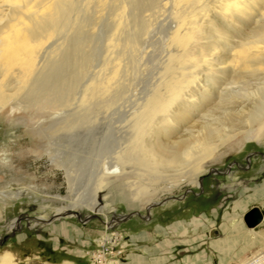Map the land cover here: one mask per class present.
Here are the masks:
<instances>
[{"label":"bare ground","instance_id":"6f19581e","mask_svg":"<svg viewBox=\"0 0 264 264\" xmlns=\"http://www.w3.org/2000/svg\"><path fill=\"white\" fill-rule=\"evenodd\" d=\"M82 1L85 6L95 4L96 18L104 11L109 14L104 34L112 48L133 18L135 45L141 35L144 41L156 36L158 25L163 26L164 42L155 80L136 106L112 107V101L106 103L103 116L89 113L86 120L83 116L80 121L59 120L65 123L63 129L71 130L64 144H55L52 161L65 170L69 182L74 176L80 178L73 196L92 194L95 182L105 177L108 191L117 185L122 195L125 186L136 184L131 195L146 197L149 205L158 191L166 194L200 184L209 170L207 161L226 147L264 138V0ZM79 3L0 0V113L35 106L53 109L69 102V91L78 80L58 73L61 66H81L84 57L72 62L70 44L60 59L43 56L57 55L66 44L70 33L63 40L55 39L78 23ZM156 13L161 18L154 22ZM85 39L79 40L78 48ZM118 56L89 80L85 100L116 91L122 68ZM69 147L72 152L65 158L61 150ZM125 177L131 178L130 185L121 183ZM68 211L58 209L53 217ZM249 231L255 239L261 235L260 229ZM0 264L21 263L15 254L4 251ZM241 264H264V249Z\"/></svg>","mask_w":264,"mask_h":264},{"label":"rangeland","instance_id":"374dc122","mask_svg":"<svg viewBox=\"0 0 264 264\" xmlns=\"http://www.w3.org/2000/svg\"><path fill=\"white\" fill-rule=\"evenodd\" d=\"M81 3H79L78 23H74L75 27L72 25L74 28L69 27L70 32H61L57 35L58 39H55L63 40L70 33L66 44L57 51L59 52L57 55H51L48 51L50 55L43 56L52 60L60 59L64 48L70 44L69 55L72 57V62L79 60L81 56L84 57L82 60L84 65L81 63L82 68L73 65L61 66L63 71L60 68L58 73L60 76L66 74L69 78L76 77L78 80L72 84L73 87L70 86V103L53 109L40 110L35 106L38 110L20 109L11 113L10 109H6L0 113V191H2L0 192V254L10 251L19 258L21 264H32V261L39 264H98L96 255L103 253L104 249L106 251V247L109 246L112 249L107 248L106 256L113 261L109 260L104 264H114L115 261H117L116 264H129L130 253L140 252L148 256L149 253L143 250V247L136 248L130 240L132 234L146 230L154 233L153 239L150 240L151 245L154 244L156 246L154 248L160 249L159 255L164 254L165 261L157 264H181L184 255L179 253L180 247L186 244L194 245L192 243L196 239L201 240V248L187 250V254H196L205 248L208 252L209 229L217 228L216 224L209 228L201 227L199 230L186 229L187 227L181 230L176 226L169 229L168 227L176 225L178 220L185 216L183 213L186 209L189 210L188 206L191 210L196 208L197 211L187 212V219L198 217L201 213L198 201L207 194L218 195L219 200L227 198L228 206L236 199H253L251 205L258 206L264 213V138L260 141L240 140V144H236L234 148L226 147L224 149L226 151L222 153L223 156L217 153V156L207 161L205 168L209 170L201 176V178L204 177L203 184L200 178V184L177 187L166 194L158 191L153 202L165 203L151 209H148L150 204L148 205L146 197L139 198L138 195H131L136 184L131 186L134 188L125 186L124 195H122L117 185L108 191V178L105 177L95 182L92 194L73 196L72 192L81 182L80 178L74 176L69 182L66 180L65 170L52 161L54 153L56 155L55 144L58 145L59 141L64 144L63 140L71 130L70 127L63 129L62 126L65 123L59 120L64 117L74 119L73 122L75 119L86 120L91 117L89 113L103 116L106 105L111 104L112 101V107L129 109L136 106L142 101L149 85L155 80L164 42L160 36L163 26L158 25L156 36L147 41L142 40L145 35H141L140 38L138 36L137 44H139L136 46L133 18L126 32L121 34L116 46L112 48L104 34L106 24L110 20L109 14L104 11L99 15L101 18H96L95 4L85 6L82 0ZM152 10L148 12L154 13ZM75 14L76 12L72 14L73 20ZM158 15L156 13L152 17L154 22L160 20L158 18L161 16ZM128 36L133 37L131 39L133 42L127 41ZM84 38H86L85 43L78 48L79 40ZM117 54L122 61L119 80L115 84V87L118 86L115 90L118 92L113 91L107 96L97 94L95 98L85 100L84 92L89 80L97 76V73H102L109 60L112 61ZM51 72L57 74L56 70ZM255 82H257L256 79L252 81V83ZM215 115L217 116L218 113ZM201 130L202 128L198 129V131ZM61 151H64L62 152L64 157L68 158L72 149L63 148ZM249 156L250 160H248ZM122 182L124 185L127 183L130 185L131 178L125 177ZM63 208L71 211L63 212L62 217L54 218L53 215L58 209ZM226 208L221 207L219 218ZM133 212L130 218L120 220L121 216ZM136 212H140L142 216ZM77 214L84 222L77 217ZM94 214L96 217H93ZM18 222L19 225H17ZM158 225L162 226L157 228ZM245 227L246 235H239L243 237L242 243L237 242L233 245L231 257H234V260L230 264H241L264 249V219L255 227H249L245 222ZM251 228L260 229L261 235L258 239H255L251 232L250 238L248 231ZM5 237H7L6 241L3 242ZM162 239H167L168 243L161 241ZM106 240L109 241L104 247L102 244ZM180 240L183 241L180 242ZM112 241L113 243L110 244L109 242ZM240 249L241 251H238ZM212 254L216 256V252ZM159 255L154 254V256ZM182 262L184 263V260ZM205 262L207 261L204 260L203 264H206Z\"/></svg>","mask_w":264,"mask_h":264},{"label":"crops","instance_id":"0c3cea01","mask_svg":"<svg viewBox=\"0 0 264 264\" xmlns=\"http://www.w3.org/2000/svg\"><path fill=\"white\" fill-rule=\"evenodd\" d=\"M217 197L218 195L210 196L208 194L203 196V198H201L200 201H198V203L200 204L199 208H201L200 210L201 213H199L200 215L198 214V217L196 216L187 219L188 216L186 214L187 212H191L194 210L197 211L195 207L194 210H191V207L188 206L189 210L187 211L186 209V211L183 213V215L185 216L182 219L178 220L176 225L168 227L169 229L177 227L178 229L184 230V228L187 227L186 229L199 230V228L201 227L204 228L205 226H208L207 228L214 226V224H216L217 226V228L209 229V233H210L209 238H207L206 236V238L208 239L207 243L209 244L208 252H210V254L207 252V248L203 250L204 252L200 250L199 253L197 252L196 254L195 253L187 254V250H198L199 248H201L200 246L202 244L201 240L196 239L192 243L194 245L187 246L186 244L184 247H180L179 253L184 255V257L181 259V264H203L204 260L207 261L205 262L206 264H213V262L215 264H230L231 261L234 260V257H231V252L234 248L233 245L236 244L237 242L239 243L241 242L243 237L241 238L239 235H246L247 233L243 216L250 209V207L254 206L251 205L253 199L251 200H245L244 198L238 200L236 199L232 201L233 204L228 206L227 198L226 200L223 199L219 200ZM221 207L226 209L222 212V214L223 213L224 214L221 215V217L219 218V214H220L219 211ZM237 215H239L240 217L237 218L236 217ZM234 220H236V223H234ZM65 226L69 227L68 225ZM160 226L162 225H158L157 228ZM231 228H234V230H231ZM151 232L152 231L146 230V231H139L136 234H132L130 240L133 242L134 246L136 248L143 247V250L145 249V251H147L149 254L148 256H144L145 254L140 252L130 253L129 256L131 261L130 263L128 262L129 264L131 263L157 264L159 262L165 261L164 254L159 255L160 249L154 248L156 246L154 244L151 245L150 243V240H152L154 236V233ZM248 232L250 236V231ZM161 241L167 242L168 240L162 239ZM181 241L183 240H180V242ZM206 241L207 240H205V242ZM151 248H154L153 251H150ZM238 251H241V249ZM212 252H216V256H213ZM154 254H158L159 256H154ZM182 260H184V263L182 262Z\"/></svg>","mask_w":264,"mask_h":264},{"label":"water","instance_id":"95a60500","mask_svg":"<svg viewBox=\"0 0 264 264\" xmlns=\"http://www.w3.org/2000/svg\"><path fill=\"white\" fill-rule=\"evenodd\" d=\"M248 160H250V156L248 157ZM221 172H223V171H221ZM201 183L203 184V179L201 180ZM202 184H201V186H202ZM164 203L165 202H163V201L154 202V203H152V204H150L148 206V209H151L154 206L161 205V204H164ZM136 213L142 216V214L140 212H136ZM148 213H150V211H148ZM133 214H134V212L133 213L126 214V215H123V216H121V219L120 220L121 221L122 220H126V219L130 218ZM77 217L81 220V218H80L79 215ZM93 217H96V215H93ZM263 219H264V213L260 210V208L258 206H253L252 208H250L244 214V220H245L246 224L249 227H255V226H257L258 224H260L263 221ZM81 221L84 222L83 220H81ZM4 241H6V238L3 240V242Z\"/></svg>","mask_w":264,"mask_h":264},{"label":"built area","instance_id":"2783aa9c","mask_svg":"<svg viewBox=\"0 0 264 264\" xmlns=\"http://www.w3.org/2000/svg\"><path fill=\"white\" fill-rule=\"evenodd\" d=\"M110 238L112 239V237H110ZM111 239H110V241H111ZM113 239H114V238H113ZM108 241H109V240L103 241L104 244H102V245H103L104 247L107 246L106 244L108 243ZM109 243L112 244L113 241H112V242H109ZM107 248L112 249L111 247L107 246V247H106V251H107ZM106 251H105V249H104V250H102L103 253H101V254H99V255H96V262H99L98 264H104L105 262L108 263V261L110 260V259H108L107 256H106V255L108 254ZM110 261H113V260H110ZM116 262H117V261H115L114 264H116ZM95 264H97V263H95Z\"/></svg>","mask_w":264,"mask_h":264},{"label":"flooded vegetation","instance_id":"af4514ba","mask_svg":"<svg viewBox=\"0 0 264 264\" xmlns=\"http://www.w3.org/2000/svg\"><path fill=\"white\" fill-rule=\"evenodd\" d=\"M203 178H204V177H203ZM203 178H202V179H203Z\"/></svg>","mask_w":264,"mask_h":264}]
</instances>
